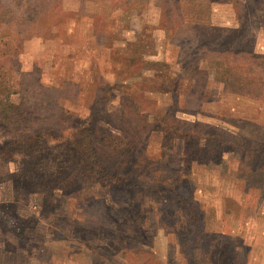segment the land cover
Returning <instances> with one entry per match:
<instances>
[{"label":"rangeland","instance_id":"374dc122","mask_svg":"<svg viewBox=\"0 0 264 264\" xmlns=\"http://www.w3.org/2000/svg\"><path fill=\"white\" fill-rule=\"evenodd\" d=\"M4 1L13 100L43 134L0 153V264H264V0L239 23L236 0L184 17L176 0ZM81 130L117 182L75 173Z\"/></svg>","mask_w":264,"mask_h":264},{"label":"trees","instance_id":"16d2710c","mask_svg":"<svg viewBox=\"0 0 264 264\" xmlns=\"http://www.w3.org/2000/svg\"><path fill=\"white\" fill-rule=\"evenodd\" d=\"M28 1H29V6H31L30 2L32 0H27V1L22 0V3L21 0H14L13 2L16 3L17 5L26 6L28 4ZM232 1L234 2L235 0ZM3 2L5 1L0 0V7L1 4H3ZM176 2L179 10L178 13H176V15L177 16L180 15L181 17H184L186 10L184 7L185 6L184 0H176ZM235 5L238 12L240 13L235 16L236 17L235 19H237L238 23L244 16L245 17L251 16V7L248 5L247 2H245L244 0H236ZM4 17H5V13L0 10V125H2L6 129L13 130L14 133L9 140H7L5 143L0 144L1 154L7 152L13 153L17 151L19 148H20L19 150H21L25 148V145L27 147L29 139L37 140L41 138L43 134L40 128H30V123L34 118L33 110H31V108L33 109V107L26 105L23 102L22 97L18 102L16 100L15 101L13 100V96L14 95L16 96L20 92L19 89H17L15 85L12 83V79H11L12 72L15 70L14 67L15 63L13 62V56L15 55L16 49L15 46H13V44H11L10 41L8 40L10 38L9 37L10 30H3L2 24ZM171 18L173 17L171 16ZM197 25H201L204 28V30L205 29L210 30L215 35L212 43H214V40L216 41L217 34L215 31H218L217 24L214 25L207 24L208 26H206L202 23L201 24L198 23ZM237 51L238 49L230 50L228 51V53L236 54ZM242 52L245 53L244 50L241 51V53ZM246 53L253 59L257 58L253 55V52L251 51L246 50ZM229 62H230L229 59H223V60L221 59L222 64ZM196 70H199V68L197 67ZM237 79L240 80L241 78H237ZM176 83L179 85L178 81ZM80 135L82 136L83 140L81 141L79 140L76 145L77 151L79 152L80 155L79 156L80 165L78 164V170H76L77 172L75 173L84 172L86 174L92 175L94 179L96 178L98 180H103V181L111 180L112 182H117L118 181L117 177L113 174H110L105 169L106 166L101 164V161L98 158V153L95 152V150H97V147L95 143L91 140L92 135L85 133L83 130H81ZM195 162L197 161L195 160ZM184 172L185 171H177L178 177H176L175 180V188L171 190V192H173L174 196L177 198L179 204L182 203L188 204L186 202L187 199L184 200V198L182 197L183 196L182 193H180L182 188L186 189L187 187L186 185L188 184V183L186 184V182L190 180L189 171L187 173ZM72 174H70V176ZM30 176L31 178H34L33 173H31ZM135 178L136 176L134 177V179ZM63 180L66 181L65 178ZM165 192L168 191H164V193ZM180 240L181 242H183L184 237L181 238Z\"/></svg>","mask_w":264,"mask_h":264}]
</instances>
